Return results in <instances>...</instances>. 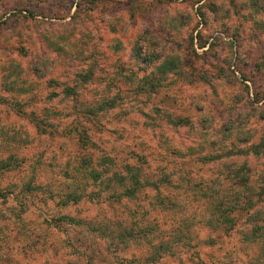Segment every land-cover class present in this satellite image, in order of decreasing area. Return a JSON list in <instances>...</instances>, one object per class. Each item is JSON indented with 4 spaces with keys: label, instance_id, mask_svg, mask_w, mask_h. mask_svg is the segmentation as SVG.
Returning a JSON list of instances; mask_svg holds the SVG:
<instances>
[{
    "label": "rangeland",
    "instance_id": "obj_1",
    "mask_svg": "<svg viewBox=\"0 0 264 264\" xmlns=\"http://www.w3.org/2000/svg\"><path fill=\"white\" fill-rule=\"evenodd\" d=\"M243 1L0 0V264H141L172 241L152 264H264V9ZM218 191L244 206L234 232L202 226ZM131 227L152 244L121 241Z\"/></svg>",
    "mask_w": 264,
    "mask_h": 264
},
{
    "label": "trees",
    "instance_id": "obj_2",
    "mask_svg": "<svg viewBox=\"0 0 264 264\" xmlns=\"http://www.w3.org/2000/svg\"><path fill=\"white\" fill-rule=\"evenodd\" d=\"M238 4L235 3V10L238 8V14H241V11L244 8H249L251 9V12L249 11V13H246V16H255L256 13H252L253 9H255V11L257 13H259L261 10L264 9V0H245L242 3L239 4V6H237ZM48 10V9H47ZM34 15V14H32ZM262 24V27L264 29V22H260ZM172 33H170V37L172 38V41L174 40L173 37L175 36V31H171ZM59 43L62 44H67V40H64L63 38H60L57 43H53V46L58 47ZM209 45L208 42L202 43L201 39H200V35L198 36H193L190 35V39L188 40V46H186L184 48V50L188 51L190 53V51L188 50L189 48H191L192 52L195 53V46H197L198 48L204 49ZM60 48V47H59ZM170 52H176V48L174 49H169ZM58 52V59L60 61V58H62V56L67 55L68 52H65L64 47L62 46L60 50H57ZM191 52V53H192ZM61 53V54H60ZM176 55V54H174ZM197 55V54H196ZM200 57V55H197ZM72 57V56H71ZM170 62V61H169ZM46 66H44V73L43 75H40V73L38 72L41 69V66L36 67L37 73L39 78H42L43 76L45 77L47 75V72L49 71L48 67L49 66H53L56 67L57 66V62H47L45 64ZM192 65V64H191ZM177 66H167L165 68V74H169V75H175L176 73H184V71H186V67L189 68H194L195 66H178L177 69H175ZM173 69V70H171ZM16 72L17 70L15 69V71H13L12 69H8L7 72ZM167 71V72H166ZM230 71L232 72V74H235L237 76V73H242L241 70H239V68L231 65L230 66ZM191 75V73H189ZM15 75V76H14ZM151 76L153 75L152 73L150 74ZM10 76V74H9ZM18 73L16 74H11V76L9 77L12 81V77L14 78H18ZM20 80V79H18ZM246 81V79H244ZM199 81V80H198ZM14 83V82H13ZM17 84V82L15 83ZM164 88V84L158 83L157 85V89L161 90ZM71 90V89H70ZM71 92H73V90H71ZM75 93V92H74ZM180 124L185 125L188 121L186 120V118H175ZM87 164L91 165V163H93L92 159H89L88 161L86 160ZM10 164H1L0 165V169L6 170L9 169ZM98 167H103L101 168L102 170H98ZM80 169H83V167L81 166ZM105 170V163L102 162L101 164H94V167L92 166L90 170L86 171L87 174L89 175V177L91 179L94 180H98L100 179V177H102L104 175V171ZM132 169L130 167H127L126 172H131ZM81 172V171H79ZM141 173V170H136V172L131 174V180L133 181V186L134 185H140V181L139 176ZM115 175V174H114ZM237 179H240L241 182H245L247 184L248 181V176L246 177H241V176H235ZM240 177V178H239ZM120 181H122V178H119ZM143 185H145V183H143ZM43 186L40 185L39 188H42ZM0 188V196H6L8 194H11L10 190H7V192L3 193L2 190H6ZM30 189V188H29ZM135 192V190L132 189V186L127 189L125 191L126 195H132ZM204 194L206 195V197H204L205 199H203L201 202L203 209L205 208V214L203 215V221H202V226L207 228V230H210L211 232H225V233H230V232H234V230L236 229L237 225H238V216H239V210H243L244 206L241 207V205H239L237 198L235 197L234 194H222L221 191L215 192L213 194H207L206 192H204ZM80 199V197L78 198V200ZM248 202H251L250 200H248ZM171 202L167 203V205L165 207H163L164 210L167 211H173L175 208H170L169 206H171ZM176 213V212H175ZM238 214V215H237ZM190 221L189 219H185L183 220L179 227L176 228L177 230H179L178 232V237L179 240L178 242L183 243L184 247H190V248H195V246H193V241L197 239V234H196V230L193 229V226H190ZM202 227V228H203ZM152 231L150 230V228L143 230L141 228H136V227H131L128 228L127 230H122L119 234V238L121 239V241L123 242H128V241H144L147 244H152V238L150 237ZM217 237L219 238V235H217ZM183 240H187L188 242H184ZM201 241V240H200ZM217 238H216V233L212 234L210 236L209 239L203 240L204 244H207L208 246H215L216 244H218L217 242ZM198 244H201L200 242ZM177 248V243L176 242H171V243H167V242H162L160 243L158 246H155L153 248V252H151V255L149 257H147L145 259V261L141 264H152V263H156L159 259L163 258L166 255H175V251ZM198 252V251H197ZM133 264H139V262H135ZM195 264H202L200 261H198Z\"/></svg>",
    "mask_w": 264,
    "mask_h": 264
}]
</instances>
